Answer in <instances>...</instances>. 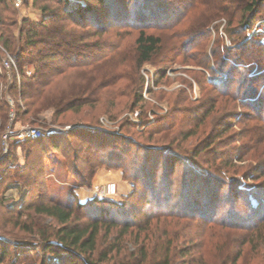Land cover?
<instances>
[{
  "label": "rangeland",
  "instance_id": "obj_1",
  "mask_svg": "<svg viewBox=\"0 0 264 264\" xmlns=\"http://www.w3.org/2000/svg\"><path fill=\"white\" fill-rule=\"evenodd\" d=\"M27 1L29 4H26ZM167 1L178 6L191 2ZM246 1L248 0L225 3L209 0L206 8L202 4L199 5L173 29L147 31V34L159 36L162 43L159 54L154 55L150 63L142 65L139 70V76L143 80L140 94L148 106L153 105L156 108L154 112H147L142 118L136 115L139 114L138 109L133 112L122 111L118 106L130 99L118 92L130 80V68L134 62L132 44L137 36V32L124 26H110L109 31L92 39L101 43L119 44L117 70L122 72L124 69L128 74L110 87V90H115L113 95L116 93V96L111 97V93L110 97L104 100L105 105L86 107L77 114L67 112L55 119L53 109L49 108L35 116L27 115L22 120L13 121L15 127L29 125L42 130V136L32 143L24 144L13 139L7 141L4 148L2 137L9 124V114L11 111L15 113L17 106H20L21 112L24 106L19 95L21 80L16 62V67L11 72H0V105H7L3 112L5 121L0 122V241L4 242L7 251V258L2 264H12L13 252L21 246L26 248V252L31 250V253L17 264H41L49 258L50 253L47 252L43 258V241L37 231L50 232L57 226L49 218L34 215L32 212H25L24 216L19 217L16 211H7V206L14 204L18 209L21 204L30 201L35 204L46 203L49 199L68 206L72 199L70 190L82 189L93 192L94 198L124 202L132 190L133 178L128 171L135 157L136 162H141L140 164L148 161V167L154 175L151 178H161L163 166H166L168 175L172 174L170 168L174 166L172 179L176 180L178 186L185 172L186 160L198 164L216 177L227 175L242 184L244 182L247 185H264V124L252 117L254 112L250 108L213 95L203 81L206 71L203 67L205 56L210 67H213L211 52L220 46L232 48L239 42L240 36L229 35L228 32L237 28L242 16L237 9L243 8ZM27 5L41 14V6L55 8L61 4L48 0H39L36 3L34 0H26L22 6L15 9L13 0H9L5 9L1 6V15L6 19L11 18L14 23L10 30L15 39L21 20L28 16ZM226 5L228 7L225 14L215 18L216 20L201 23L204 21V9L206 14H209L211 11H221V7ZM213 12L210 14L213 15ZM26 19L34 22L40 17L29 16ZM256 20L264 21V9ZM192 29L195 32L207 29L209 35L190 45L188 55L191 57L176 55V46L190 38V34L184 37L181 35ZM260 29L262 32L256 33L259 34L258 41L261 42L264 23ZM251 32L252 30L245 32L246 40L251 37ZM177 33L179 36H176ZM15 45L17 50L20 43ZM244 52L253 53L255 56L264 55L262 51L250 45ZM7 54L14 57L8 52ZM212 56L219 58V54ZM2 57L3 54L0 53V58ZM63 68L65 73L57 78L58 80L55 79L60 89L66 88L70 82H75L73 73L82 70L81 67ZM108 68L112 70L110 66ZM21 70L23 77H31L33 65L24 64ZM109 70L107 69L106 73ZM217 75L222 77L219 73ZM82 77L79 76V81L76 82L84 83L86 80ZM13 83L16 84L15 88H11ZM156 118H163V121L151 125ZM159 125L162 126L160 131L151 133L155 132L153 129ZM82 129L85 132H76ZM86 131L108 134L105 138L106 148L88 145L93 137L94 140L97 137ZM126 138H129L131 143H128ZM136 145L168 148L179 157L164 158L159 153L147 154L138 151ZM111 152L115 155L112 156L114 160L110 162L111 157L107 154ZM108 164L113 165L107 167ZM123 170L126 171L125 175ZM102 171L121 173L120 182H99L97 176ZM138 189L144 191L143 187L138 186ZM222 191H226V187ZM132 204L139 206L140 203L135 200ZM224 212L219 206L218 216H222ZM76 218L81 224L88 221L87 217L79 212ZM31 225L34 233L21 229ZM137 229L134 227L122 235L120 229L101 227L97 235L94 259H100L101 264H264L263 231L260 234L253 233L252 236L245 230L207 224L196 214L187 219H159L153 221L145 231ZM142 246L145 247L143 256L138 254Z\"/></svg>",
  "mask_w": 264,
  "mask_h": 264
},
{
  "label": "trees",
  "instance_id": "obj_2",
  "mask_svg": "<svg viewBox=\"0 0 264 264\" xmlns=\"http://www.w3.org/2000/svg\"><path fill=\"white\" fill-rule=\"evenodd\" d=\"M8 1L0 0V8L3 6L5 9ZM37 1L39 0H34V3ZM48 1H55L61 5L55 8L41 6L43 17L38 21L22 19L16 39L10 30L14 23L11 22V18H4L0 10V44L8 53L14 55L20 69L19 95L24 109L20 112V106H17L15 122L27 115L35 116L49 108L53 109L55 119L67 112L77 114L83 108L103 105L104 100L109 98L111 93V97L116 96V93L113 95L115 90H110V87L128 74L124 69L122 72L117 70L119 44L92 40L96 35L109 31L110 26L114 28L124 26L137 32L132 44L134 62L130 68V80L118 92L130 99L118 106L122 111L133 112L138 109L137 116L141 118L146 116L147 112H154L155 106H148L140 94L143 80L139 76V70L142 65L150 63L154 55L159 54L162 40L157 35L147 34V31L173 29L182 18L194 12L199 5L202 4L206 8L209 0H191L179 6L167 0ZM219 1L226 3V1L240 0ZM227 7V5L221 7L219 12L211 11L215 15L210 14L211 12L206 14V9L203 8L202 12L205 16L201 23H208L211 19L216 20L215 18L227 12ZM263 9L264 0H248L243 8L237 9L239 10L237 12L242 14L241 19L237 28L228 33L241 38L232 48L220 46L211 52L213 67H210L209 60L205 56L203 67L206 71L203 81L205 87L214 93L213 95L250 108L254 112L252 117H256L264 124V55L255 56L253 53L244 52V49L250 45L264 53V44L258 41L259 34L253 31L254 28L260 29L261 24L264 23L263 19L256 20ZM206 17L210 19L207 20ZM250 30H252L251 37L246 40L244 34ZM187 34H190V38L175 48L178 56L191 57L188 55L190 45L208 37L209 32L207 29L199 32L192 29L185 31L181 36ZM176 36L179 34L177 33ZM16 43H20L17 50ZM212 54L214 57L219 54V58H213ZM24 64L33 65L31 77H23L21 68ZM63 66L81 67L82 70L73 73L75 82H70L66 88L60 89L55 81L65 73ZM107 69L109 71L106 73ZM218 73L222 77H218ZM79 76L86 81L77 83ZM15 87L16 84L13 83L11 88ZM4 108L7 109L6 104L0 105V122L5 121ZM160 121L162 122L163 118L161 120L156 118L150 124L154 126L161 123ZM161 128L162 126L159 125L153 129L155 132L151 133L159 132ZM76 132H85V130H76ZM86 133L97 137L95 140L93 137L88 145L106 148L105 138L109 136L108 134L97 131H86ZM36 140L38 139L16 142L28 144ZM126 141L131 143L129 138H126ZM136 148L147 154L159 153L164 158L179 157L168 148L137 145ZM107 155L111 157L110 162L114 160L112 158L114 153ZM134 159L128 171L133 178L132 190L124 202L93 198L80 203L74 191L70 190L72 199L68 206L49 199L46 203L35 204L30 201L21 204L18 209L14 204L6 207L9 212L16 211L19 217L24 216L25 212H32L34 215L49 218L57 224L50 232L37 231L43 241V258L47 252L50 253L49 258L43 260L41 264H101L100 259H94L97 235L101 227L111 230L120 229V234L124 235L134 227L139 231H145L153 221L159 219H187L196 214L207 224L245 230L252 236L253 233L255 235L264 232V185H247L244 182L242 184L227 175L222 178L216 177L198 164L186 160L185 172L178 186L176 180L172 179L174 166L170 168L172 174L168 175L166 166H163V176L151 178L154 175L151 174L148 161L140 164L141 162H136V157ZM145 159L148 160V157ZM112 165L106 166L112 167ZM123 174H126L125 170ZM138 186L143 187L146 192H141ZM225 187L226 191L223 192L222 189ZM135 200H138L139 206L132 204ZM219 206L225 211L222 216H218ZM77 212L86 216L88 221L79 223L76 218ZM21 229L29 233L35 232L32 225L23 226ZM3 243L0 241V264L5 263L7 258L6 246ZM29 251L26 252V248L21 246L13 252L12 264H17L22 258L30 255L31 250ZM144 251L145 247L142 246L138 254L143 256ZM62 254L65 256H61Z\"/></svg>",
  "mask_w": 264,
  "mask_h": 264
},
{
  "label": "built area",
  "instance_id": "obj_3",
  "mask_svg": "<svg viewBox=\"0 0 264 264\" xmlns=\"http://www.w3.org/2000/svg\"><path fill=\"white\" fill-rule=\"evenodd\" d=\"M24 2H26V0H13V6L15 9H17L20 6H22ZM253 31L262 32L261 29H255V28ZM261 42L264 44V32ZM0 53L3 54V57L0 58V72L1 71L11 72L13 68L16 67L15 58L7 54V52L3 49V47H1V45H0ZM14 119H15V113L11 111L9 114V124L5 129V132L2 137L4 148L7 146V141L13 139L15 141H22L28 138L38 139L42 136V130L37 127H33L29 125L15 127L13 122Z\"/></svg>",
  "mask_w": 264,
  "mask_h": 264
},
{
  "label": "crops",
  "instance_id": "obj_4",
  "mask_svg": "<svg viewBox=\"0 0 264 264\" xmlns=\"http://www.w3.org/2000/svg\"><path fill=\"white\" fill-rule=\"evenodd\" d=\"M68 1H70V2H80L82 0H68ZM26 4H29L28 1H27ZM27 7H28L27 8L28 16H26V17H29V16L30 17L31 16L32 17H36V18L37 17H40V18L43 17L42 14H40L38 11L31 10L29 5H27ZM26 17H24V19H26ZM97 180L99 182H108L107 184L117 183V182H120V180H121V173H119V172H104V171H102V172L98 173ZM74 193H75V195H76V197L78 199V202H80V203H84V202H86L88 200H91L95 196V194H93V192H91L88 189H82V190H78V191L75 190Z\"/></svg>",
  "mask_w": 264,
  "mask_h": 264
},
{
  "label": "water",
  "instance_id": "obj_5",
  "mask_svg": "<svg viewBox=\"0 0 264 264\" xmlns=\"http://www.w3.org/2000/svg\"><path fill=\"white\" fill-rule=\"evenodd\" d=\"M30 138L26 139V140H29Z\"/></svg>",
  "mask_w": 264,
  "mask_h": 264
}]
</instances>
